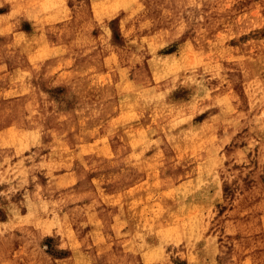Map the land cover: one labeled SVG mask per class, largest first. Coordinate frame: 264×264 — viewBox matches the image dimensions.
Segmentation results:
<instances>
[{"label":"rangeland","instance_id":"obj_1","mask_svg":"<svg viewBox=\"0 0 264 264\" xmlns=\"http://www.w3.org/2000/svg\"><path fill=\"white\" fill-rule=\"evenodd\" d=\"M0 264H264V0H0Z\"/></svg>","mask_w":264,"mask_h":264},{"label":"bare ground","instance_id":"obj_2","mask_svg":"<svg viewBox=\"0 0 264 264\" xmlns=\"http://www.w3.org/2000/svg\"><path fill=\"white\" fill-rule=\"evenodd\" d=\"M209 135V134H208ZM217 150V149H216ZM217 152V151H216ZM214 154V153H213ZM213 157V156H212ZM196 237V236H195Z\"/></svg>","mask_w":264,"mask_h":264}]
</instances>
